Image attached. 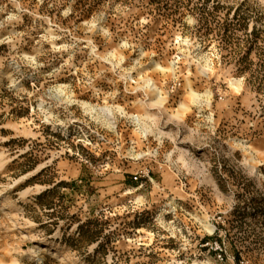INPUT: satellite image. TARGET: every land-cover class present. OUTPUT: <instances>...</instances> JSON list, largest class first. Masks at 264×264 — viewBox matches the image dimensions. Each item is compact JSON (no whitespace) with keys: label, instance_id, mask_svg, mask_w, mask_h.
I'll use <instances>...</instances> for the list:
<instances>
[{"label":"rangeland","instance_id":"rangeland-1","mask_svg":"<svg viewBox=\"0 0 264 264\" xmlns=\"http://www.w3.org/2000/svg\"><path fill=\"white\" fill-rule=\"evenodd\" d=\"M0 264H264V0H0Z\"/></svg>","mask_w":264,"mask_h":264},{"label":"bare ground","instance_id":"bare-ground-1","mask_svg":"<svg viewBox=\"0 0 264 264\" xmlns=\"http://www.w3.org/2000/svg\"><path fill=\"white\" fill-rule=\"evenodd\" d=\"M153 67H156L157 66V63H152ZM151 67V66H150ZM174 70V69H173ZM231 85L232 87L239 91L240 90V85H239V82L238 81H231ZM149 88H151V90L154 92V99H152L153 101V104H157V105H163L164 102H165V99L164 97L162 96V92L159 91L158 87L152 82L149 84L148 86ZM63 92V90H62ZM64 93V92H63ZM192 95V94H191ZM196 95V94H194ZM69 98V97H68ZM195 100H197V95L194 97ZM70 99V98H69ZM92 109H95V111H98L97 108L95 107H91ZM101 111L104 113V116L106 117V120L107 122L109 123L110 126H113L112 124H114V122H110V119H112V116L115 115V110L113 107H109V106H106L104 108H101ZM117 112H120L122 113V110H118L117 109ZM150 116L149 115H146L145 117L141 118L140 116L138 115H135L133 118H135V121L138 125H140L141 129L144 130V133L145 135H147L148 133H152L153 132V129L151 128V125H149V122H148V118ZM173 152V151H172ZM184 157V156H183ZM181 157L180 159L184 161V158ZM187 163V162H186ZM206 229H208L210 232H213L214 231V227L212 224L210 223H206Z\"/></svg>","mask_w":264,"mask_h":264}]
</instances>
